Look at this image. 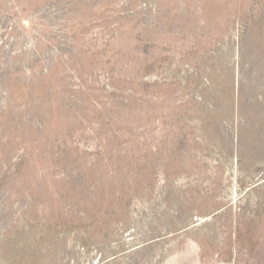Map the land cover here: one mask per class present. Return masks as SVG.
<instances>
[{
	"label": "rangeland",
	"instance_id": "obj_1",
	"mask_svg": "<svg viewBox=\"0 0 264 264\" xmlns=\"http://www.w3.org/2000/svg\"><path fill=\"white\" fill-rule=\"evenodd\" d=\"M0 264H264V0H0Z\"/></svg>",
	"mask_w": 264,
	"mask_h": 264
}]
</instances>
